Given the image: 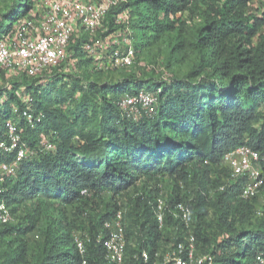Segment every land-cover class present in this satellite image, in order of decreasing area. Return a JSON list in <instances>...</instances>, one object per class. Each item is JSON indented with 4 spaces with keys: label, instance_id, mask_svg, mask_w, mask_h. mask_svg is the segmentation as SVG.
Returning <instances> with one entry per match:
<instances>
[{
    "label": "trees",
    "instance_id": "1",
    "mask_svg": "<svg viewBox=\"0 0 264 264\" xmlns=\"http://www.w3.org/2000/svg\"><path fill=\"white\" fill-rule=\"evenodd\" d=\"M36 1L13 0L8 13L0 14V38L9 33L12 23L29 14ZM254 1L125 0L110 9L103 21L106 31L99 36L108 37L117 29L116 14L129 13L136 38L135 64L129 69L137 65L139 47L149 40L175 34L172 52H180L186 43L183 36L192 26L188 42L197 61L189 76L202 75L198 82L167 74V81L151 84L134 75L115 84H96L82 73L100 74L94 72L98 56L87 57L88 39L77 32L66 62L41 78L21 77L7 88L0 87V95L6 94L0 135L10 104L22 109L19 96L29 94L34 113L41 112L44 118L34 128L18 119L22 140L33 148L42 136H49L55 146L37 160L23 161L15 177L2 185L0 200L10 208L29 202L32 215L22 226L0 225V241L26 237L37 229L39 209L56 205L57 217L43 233L35 264H111L101 244L106 236L103 223L120 209L119 196L138 183L150 186V193L157 192L160 179L167 177L173 186L165 203L168 208L177 202L190 206L197 252L211 255L215 264H264V217L255 216L254 199L240 198L242 180H229L225 166L216 168L222 166L225 153L243 145L264 157V0H256L261 7L250 13ZM194 20L197 23L192 25ZM65 66L70 70L64 71ZM146 69L153 71L154 66ZM145 90L157 92L154 116L126 120L117 100ZM179 182L196 188L192 197L180 194ZM210 183L217 184L212 205L224 228L219 237L205 231ZM150 193H133L129 201L132 223L126 224L123 264H142L141 250L153 255L184 241L186 230L168 213L164 227H157L151 207L155 197ZM104 198L106 203L97 209L94 200ZM69 206L76 208L84 227L77 225L76 215H66ZM253 216L256 225L251 222ZM229 217L232 220L227 223ZM129 237L133 239L130 247ZM77 240L83 244V253ZM20 246L18 251H1L0 264H27L24 243Z\"/></svg>",
    "mask_w": 264,
    "mask_h": 264
},
{
    "label": "built area",
    "instance_id": "2",
    "mask_svg": "<svg viewBox=\"0 0 264 264\" xmlns=\"http://www.w3.org/2000/svg\"><path fill=\"white\" fill-rule=\"evenodd\" d=\"M125 0H38L24 18L11 24L9 33L0 38V87L7 88L11 80L18 78H41L45 74L66 62L68 48L75 33L81 32L88 39L84 44L88 58L98 56L99 62L94 71L129 69L135 64L136 38L130 27L131 18L126 10L116 14L117 27L108 37L99 36L106 31L103 21L111 8ZM106 55V62L102 56ZM100 58V59H99ZM70 66L63 67L69 71ZM1 74L5 78L2 80ZM167 81V74L162 77ZM23 86L17 91H22ZM159 91V90H157ZM18 93V92H17ZM0 117L4 116L6 94L0 95ZM22 109L10 104L9 113L2 121L0 135V195L7 180L15 177L23 161L37 160L38 157L54 151V142L49 136H42L33 148L22 140L18 119L24 120L34 128L44 115L34 113L30 95H21ZM120 114L128 121L137 122L143 117H153L158 106L157 92L140 91L135 95L125 94L116 102ZM6 116V115H5ZM77 139V138H76ZM13 155L10 161L5 158ZM223 163L228 171L229 180H242L240 198L243 200H264V157L247 145L237 147L223 155ZM223 187L220 186L219 190ZM153 217L159 229L165 225L168 213L186 230L184 241L172 244L164 251L151 255L141 250L139 259L142 264H215L211 255L199 254L196 250V238L193 234V216L190 206L177 202L168 208L162 200L151 204ZM256 217H264V205L256 210ZM13 223L11 209L0 200V225ZM106 231L101 242L105 258L111 264H123L126 251V223L121 209L103 223ZM81 253L83 244L77 240ZM261 263L263 261L258 258ZM82 264H85L83 262Z\"/></svg>",
    "mask_w": 264,
    "mask_h": 264
},
{
    "label": "rangeland",
    "instance_id": "3",
    "mask_svg": "<svg viewBox=\"0 0 264 264\" xmlns=\"http://www.w3.org/2000/svg\"><path fill=\"white\" fill-rule=\"evenodd\" d=\"M13 4V0H0V14L6 15L10 10V7ZM261 5L258 1H254L251 4L250 9L248 11L250 13L255 12ZM196 20L192 22V25L196 24ZM193 28L192 26L188 28L187 33L183 36L185 40V46L180 52L173 53L172 48L173 45L176 43L175 41V34L165 35L157 40H149V43H144L143 47H139L138 50V63L132 69H120L114 72H103L101 71L100 74H94V76H86L82 73V76L86 79L95 82L96 84H104L110 83L115 84L118 81H121L126 78H131L133 75L135 78L140 77L144 79V81L151 83L160 82L162 80L163 75L170 74L176 79H186L190 80V82H198L199 79L202 77H192L189 76L194 65L196 64V54L194 51V46L189 44L193 37ZM154 66V70L150 71L146 69V66ZM95 72V71H94ZM11 81H19V80H11ZM148 84V83H147ZM148 84V85H150ZM18 94L20 91H17ZM65 94V92H64ZM29 95V94H27ZM1 98V97H0ZM217 169L224 168V163L221 167H216ZM224 173H221L220 176ZM214 178L212 177V182H214ZM217 184L210 183L209 185V202L207 205L208 214L206 217V227L205 231L207 234L211 236H220L223 235L224 228L222 227L221 223L218 220V211L214 209L213 201L216 196V186ZM173 186V182L170 181L167 177H163L160 179L159 184H157L156 188L158 189L157 192L150 193L152 190L150 186L144 188L141 183L137 184V187H133L132 189L128 190L127 192L121 194L118 199L119 208L122 210L124 217L126 219V224L131 226L132 217L129 216L132 208L130 205V199L136 192L145 194L150 193L154 198L153 204L156 203V200L166 201L168 198V194L172 190L171 187ZM179 190L181 191L180 194L192 197L194 189H196L191 184H185L183 182H179L178 184ZM148 194V195H150ZM40 199H45L40 197ZM107 198H104L103 201L94 200L95 207L98 209L106 203ZM188 199V198H187ZM254 203L257 207L256 210L261 209L264 205L263 198H257L254 200ZM31 208V209H30ZM11 213L13 217L14 225H25L26 221L29 216L32 215V205L29 202L24 204H15L12 205ZM74 207H65L66 215H76L77 218V225L84 227L85 223L83 222V218L79 216V214L75 210ZM57 210L58 207L54 206H42L39 209V213L36 216L37 221V229L30 232L24 238H17V237H8L3 241H0V252L5 249H11L12 251H18L22 249L21 243H24L23 249H26V261L27 264H35L37 257L41 253V244L43 240V233L47 227V225L57 217ZM256 216V213H255ZM194 220V219H193ZM232 218L229 217L227 223H230ZM254 225L257 224L258 220H256L253 216V220L251 221ZM195 224V220L193 221V225ZM195 227V226H194ZM194 230V229H193ZM129 236V235H128ZM8 242H11V245H8ZM133 243L132 238H128L129 247ZM20 247V248H19ZM199 254H202L198 250ZM204 255V254H202Z\"/></svg>",
    "mask_w": 264,
    "mask_h": 264
}]
</instances>
